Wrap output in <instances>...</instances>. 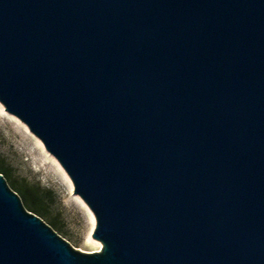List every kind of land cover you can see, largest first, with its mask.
Segmentation results:
<instances>
[{"label": "water", "instance_id": "water-1", "mask_svg": "<svg viewBox=\"0 0 264 264\" xmlns=\"http://www.w3.org/2000/svg\"><path fill=\"white\" fill-rule=\"evenodd\" d=\"M0 104L102 246L0 175V264H264V0H0Z\"/></svg>", "mask_w": 264, "mask_h": 264}, {"label": "rangeland", "instance_id": "rangeland-1", "mask_svg": "<svg viewBox=\"0 0 264 264\" xmlns=\"http://www.w3.org/2000/svg\"><path fill=\"white\" fill-rule=\"evenodd\" d=\"M0 159L14 171V177L25 179L30 185H40L53 194L50 212L61 213L67 233L64 240L83 253L100 251L101 244L92 239L94 217L82 200L74 195L66 173L27 127L6 113L1 104Z\"/></svg>", "mask_w": 264, "mask_h": 264}, {"label": "trees", "instance_id": "trees-1", "mask_svg": "<svg viewBox=\"0 0 264 264\" xmlns=\"http://www.w3.org/2000/svg\"><path fill=\"white\" fill-rule=\"evenodd\" d=\"M13 170L0 159V175L9 182V188L16 193L25 209L40 218L50 226L59 236L64 238L65 223L61 218V213L52 214L50 207L53 194L45 190L40 185H30L25 179H18L13 176ZM7 182V181H6Z\"/></svg>", "mask_w": 264, "mask_h": 264}, {"label": "bare ground", "instance_id": "bare-ground-1", "mask_svg": "<svg viewBox=\"0 0 264 264\" xmlns=\"http://www.w3.org/2000/svg\"><path fill=\"white\" fill-rule=\"evenodd\" d=\"M90 213V212H89ZM90 215H91V213H90ZM92 216V215H91Z\"/></svg>", "mask_w": 264, "mask_h": 264}]
</instances>
